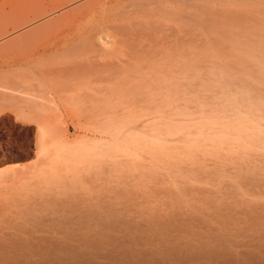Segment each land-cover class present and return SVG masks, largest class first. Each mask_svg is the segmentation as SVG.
I'll use <instances>...</instances> for the list:
<instances>
[{
  "label": "rangeland",
  "instance_id": "1",
  "mask_svg": "<svg viewBox=\"0 0 264 264\" xmlns=\"http://www.w3.org/2000/svg\"><path fill=\"white\" fill-rule=\"evenodd\" d=\"M85 4L0 58L32 94L0 100V212L46 203V263L7 264H264V0H0V45ZM108 21L109 54L72 49ZM161 81L173 114L129 110Z\"/></svg>",
  "mask_w": 264,
  "mask_h": 264
},
{
  "label": "bare ground",
  "instance_id": "2",
  "mask_svg": "<svg viewBox=\"0 0 264 264\" xmlns=\"http://www.w3.org/2000/svg\"><path fill=\"white\" fill-rule=\"evenodd\" d=\"M72 2L74 3V1H72ZM32 4H34V3H32ZM47 5L48 6H46V16H48V14H50V13H52V15H53V13H55L57 10L63 9V7L65 5H67V4H47ZM90 5L91 4H85V5L81 6V7L75 8L71 12L58 17V20L54 19L56 21L55 23H53L52 22L53 20H51V22H47L46 25H43L42 27H39L40 29L38 28L37 30L32 31L31 33L23 34V36L21 35V37H19V38L13 39V40L8 41L6 43L4 42V44L0 45V58L3 57L6 54L7 55L10 54V52L12 51V48H14L16 46H21L24 43L29 42L34 37V35H42L43 32H45V31L47 32L48 30H50L52 28H54L53 29V31H54L56 29L54 27L56 24H58L60 26H64L67 23H69L71 20H72V22L75 21L76 17L81 15L85 11V8H89ZM49 7H50V10L48 11ZM74 18H75V20H74ZM94 20L96 21L97 18L94 19ZM111 23L108 21V22H105V23H101V25L100 26L98 25L97 28H92L91 30L87 31V34H86V36L84 38L82 37L83 39L82 38L80 39V42L77 44V46L73 47L71 45L73 48L72 47H69V48L70 49L72 48V49H75V50H80V51H82L83 54L89 55L90 57L97 56V55H99L101 53L109 54L110 51L108 49H110L112 47V46H109V44L110 45L112 44V42L109 41V38H111L113 36V34L116 33V30H119V33L121 32L120 28L118 26L113 25ZM13 24L14 23H12L11 21H9V20H7L5 18H2V15L0 14V38L1 39H2V37L3 38L6 37V35H8L10 33V31L16 30V28H15V26ZM114 24H115V22H114ZM147 25H149V23ZM138 26H140V25L138 24ZM117 27L119 29H117ZM143 29H144V27H143ZM155 29H157V27ZM65 30H67V29H65ZM152 30H153V27H152ZM53 31H51V32H53ZM61 31H63V30L61 29ZM134 31H135V29H134ZM125 33H126V31H125ZM136 33H137V31H136ZM141 33H143V32H141ZM155 34H156V32H155ZM125 35H127V33ZM125 35H124L123 41H127L126 38H125ZM128 36H130V34ZM133 36H136V37L138 36L137 38L140 37L139 35H136V34L133 35ZM129 38L130 39H128V41L129 40L131 41V37H129ZM143 38H144V35H143ZM152 38H153V36H152ZM106 39H108V41H106ZM114 39H115V36H114ZM140 39H142V38L140 37ZM132 41H133V39H132ZM161 42H163V41H159V43H156L155 46L157 48L154 49L155 51H157L158 49L161 50L160 47L163 46V43H161ZM121 43L122 42H120V44ZM134 43L136 44V42H134ZM134 43H133V45L135 46ZM123 45L126 46L128 44H124L123 43ZM151 45H152V43H151ZM134 46H133V48H134ZM155 46H154V48H155ZM127 47H129V46H127ZM130 47H132V46L130 45ZM130 47H129V49H130ZM149 47H150V45H149ZM143 48L141 47L140 49L135 50V51H138V53L137 52L136 53L139 54L140 51H142L141 55L142 56L145 55L146 53L143 54V51H144ZM189 48H190V46L187 47V49H189ZM134 49H136V48H134ZM130 51H133V50H130ZM140 56H138V57H140ZM111 57H112V55H111ZM129 58H131V57H129ZM135 58H137V57L134 56V59ZM142 58L145 59L144 57H142ZM140 59H141V57H140ZM140 59H138V60H140ZM125 60H122V61L125 62ZM136 61H137V59H136ZM101 64H103V63H101ZM105 64H107V66L108 65L109 66L113 65V68L115 66L114 64L111 65V63L110 64L109 63H105ZM138 65H139V62L137 64V66ZM140 66H141V64H140ZM135 67H136V65H135ZM98 68H100V67L98 66ZM103 68H104V66H103ZM111 68L112 67H110V69ZM117 68L119 69V67H117ZM133 68L134 67H132V69ZM110 69H108V71ZM125 69H126V67H125ZM132 69H130V70H132ZM104 71L107 73L106 69H104ZM132 71H134V70H132ZM110 72H108V73H110ZM111 73H113V69H112ZM125 73L127 74V72H125ZM134 74H135V71H134ZM113 75L114 74H112V76ZM168 75H170V74L168 73ZM168 75H166V76H168ZM114 76H113V78H111V76L109 78L110 79H114ZM1 78H4V80L6 79V77H3V76ZM11 78H12V76H11ZM11 78H9V81L6 79L7 81L3 82V80H2V82H0V90L3 91V93H0V100H2V99H21V98H18V97L29 98V97L32 96L30 91H28L29 89L21 87L22 85L21 86L17 85V82L16 83L14 82L16 80L13 79L14 81H11L12 80ZM109 78L108 79L106 78V80L107 81L110 80ZM103 81H105V79H103ZM166 82L172 83L170 81H166ZM162 83H163V81H161L160 84L159 83L158 84L161 86V85H163ZM165 84L166 83H164V85ZM155 86L151 85V87H147V89L145 88V90H138L134 94H132L131 97L129 96L130 99L127 101L128 102L127 105L129 104V106L132 107L129 110L133 111L134 113H141L142 110L138 109L137 106H139V105H141L142 103L145 102V103L148 104L145 107V110H147V111H145L146 114L151 115V116H156V115L157 116H159V115L162 116L161 112L168 114L170 112V110H172V108H174L172 106L174 104V100L177 98L176 95L174 94V91H173L174 86H172V88L170 87L169 84H167L165 86H161V87L160 86L158 87V85H155ZM161 90H163V91L159 92ZM124 98H125V95H124L123 99ZM27 102L30 103V101H27ZM135 109H138V110L136 111ZM160 109H162V110L160 111ZM173 112H174V110H172V114H173ZM170 114H171V112H170ZM170 114H168V115H170ZM163 115H165V114H163ZM218 132L221 133V131H218ZM229 134H231V133H229ZM243 137H245V136H243ZM157 138H159V137H157ZM160 138H161V136H160ZM229 139L231 140V138H229ZM246 141H248V140H246ZM216 142H218V141H216ZM225 144H227V143H225ZM249 144H250V142H249ZM251 144H252V142H251ZM253 144H254V142H253ZM40 153H41V155H45L44 152H42V151H40ZM40 176H41V172L40 171H34L31 174H25L23 176L21 175L19 177V179L22 178V179L36 180ZM39 181L40 180H37L38 183H39ZM30 185H33V184H30ZM33 186H35L34 187V190H35V188H37V185H33ZM40 195H42V193ZM43 196H44V194H43ZM19 203H21V204L17 205ZM14 206L17 207V208H20V209L16 210L15 212H8V213L2 212V211L0 212V264H7V263H31V262H33V263H35V262H37V263L38 262L46 263V203H45V200H43L42 198L36 197L34 195L32 197H29V198L27 197L24 200H22L21 202H18L16 204H14ZM86 223H89V222H86ZM98 224L99 225H103V226L106 225L105 223L104 224L103 223H94L93 225L95 227H97ZM88 226H89V224H88ZM94 226H92V227H94ZM93 233L95 234V232H93ZM64 242H66V241H64ZM57 244L58 243H56V246H57ZM60 245H61V243H60ZM66 245L67 244L65 243V245H64L65 246V250H66ZM58 247H61V246H58ZM67 248H69L68 245H67ZM48 249H49V247H48ZM79 252H81V251H79ZM79 252H77V253H79ZM47 253H48V250H47ZM71 255H72V252H71ZM77 256L78 255L75 254V256H73V257L71 256L70 257V254H68L65 259H67V261H71V263H73V262L78 261ZM81 257H83V256H81ZM214 257L215 256H213V258ZM79 261L81 263V260H79Z\"/></svg>",
  "mask_w": 264,
  "mask_h": 264
}]
</instances>
